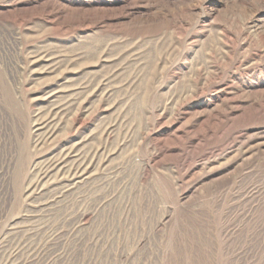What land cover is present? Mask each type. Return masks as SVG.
<instances>
[{"label": "rangeland", "instance_id": "374dc122", "mask_svg": "<svg viewBox=\"0 0 264 264\" xmlns=\"http://www.w3.org/2000/svg\"><path fill=\"white\" fill-rule=\"evenodd\" d=\"M0 264H264V0H0Z\"/></svg>", "mask_w": 264, "mask_h": 264}, {"label": "bare ground", "instance_id": "6f19581e", "mask_svg": "<svg viewBox=\"0 0 264 264\" xmlns=\"http://www.w3.org/2000/svg\"><path fill=\"white\" fill-rule=\"evenodd\" d=\"M41 55H43V54H36V56H34V58L40 57L39 59H41L42 58ZM35 59L33 61H35ZM49 65H47L46 67H48ZM39 119H42V116H41V118L39 117L38 119H36L35 124H34L35 125L34 128H36L35 132L37 133L36 136L39 135V131L41 129H43V126H44V123L40 122L41 124H39V122H38ZM53 132H54V130L51 131V134ZM38 137L39 138H36L37 146H39L41 144L40 135ZM86 154H87V152H86ZM94 156H95V153H92V155L89 158L86 155H84V156L80 155L79 153H77L73 150L66 153L64 156H62V158L60 157L56 161H54V164L52 167H50L48 164H46L45 167H43L42 172L39 175H38V173L36 175L34 174L33 178L31 179L30 183L28 184L27 191L34 192L37 190V188L39 186L42 187V183L47 178L48 173L51 170L54 171L55 178L59 177V179L64 180L65 182H67V180L71 181L73 179L81 177L82 175H84L86 173L87 169L89 168L90 164L92 163ZM40 183H41V185H40Z\"/></svg>", "mask_w": 264, "mask_h": 264}]
</instances>
